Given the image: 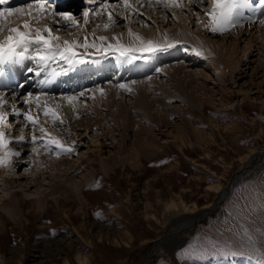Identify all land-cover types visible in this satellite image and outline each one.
Instances as JSON below:
<instances>
[{"label":"rangeland","instance_id":"374dc122","mask_svg":"<svg viewBox=\"0 0 264 264\" xmlns=\"http://www.w3.org/2000/svg\"><path fill=\"white\" fill-rule=\"evenodd\" d=\"M152 3L155 4L154 1L146 4L148 10L150 4L153 8ZM144 5L137 7L144 10ZM209 5L198 3L190 9L191 21L188 24L182 7H178L165 9V20L155 12L143 13L139 19L128 13V19L120 21L118 28L99 29L94 34L96 37H109L112 42L113 36H120L131 28L139 35L142 33L141 37L163 43L167 29L179 27L184 31L185 37L181 38L189 42L187 51L197 56L201 64H189L192 60L184 58L188 54L185 51L178 59L160 64L158 68L161 71L147 75L165 78L161 80L167 81L164 90L172 94L168 104L160 110L163 113L161 126L156 121L147 124L145 120H138L132 122L124 134L120 127L122 120L115 117L118 109L112 100L122 101L126 106L132 102V91L125 89H122L125 90L122 95L113 92L110 96L105 91L100 101L94 93L102 88L87 91L86 98L76 99L78 107L61 99L69 92H62V96L49 95L51 97L46 99L40 96V100L44 99L41 101L55 104L53 108L65 120L62 125L59 122L54 125L50 117H45L35 108V102L34 105L31 102L24 104L23 100L19 103L21 106L24 104V112L33 108L31 114L37 117L39 125L63 143L71 144L73 151L56 155L54 151L46 150L41 141L7 145V148L19 151L20 159L25 161L20 165L22 160L16 162L19 157L9 156L0 167V264H79L77 255L88 257V264H264V163L250 169L255 164V161L250 162L251 156L264 151V25L256 18L255 23L249 22L248 26L211 33L204 27L209 20L205 15ZM159 7L163 8L162 5ZM26 19L6 16L0 24L1 36L12 21L23 25ZM98 20L96 23L106 22ZM46 21L47 18L36 22L51 27L56 35L61 36L60 42L69 40L66 37L79 41H83L85 35L88 39L93 38L91 28L94 25L84 32L81 30L83 25L64 29L58 28L54 20ZM204 28L205 31L201 32ZM239 28L250 29L249 32L237 33ZM154 32L161 40L154 39ZM228 33L231 34L228 38V41L231 39V51H217L208 37L220 38ZM174 34L180 36V33ZM194 37L201 43L190 41ZM174 38L180 39L171 35V39ZM121 40L127 41V38ZM129 42L124 44L138 43ZM205 45L209 47V54L204 51ZM149 63L154 64L152 56L144 65ZM133 64L141 65L139 60ZM171 64L174 68L181 66L180 72L173 73L174 76L168 75L167 69ZM131 68L135 67L119 68V72L124 74ZM56 71L57 68L51 65L44 75L46 78L52 77L47 73L58 75ZM221 71H225L224 75ZM178 83L182 86L189 84L185 88V101L180 99L183 88L181 94L177 92ZM190 84L201 88L194 90ZM160 90L153 91V94L159 95ZM196 94H202L203 108L198 106ZM5 99L10 104L4 111L13 104L17 106L10 95L6 94ZM63 109L69 110L67 119H63ZM152 111H155L154 107ZM88 118L90 123L95 122L90 128L85 131L81 128L84 125H79V129L76 127L77 123L84 124ZM166 118L170 123L163 125ZM175 122L190 135L191 142L184 143L181 148L178 146L180 141L175 142L178 139L170 133ZM7 123L17 129L8 131V135L15 136L20 134L18 129L24 127L26 121L23 117H9ZM144 123L145 129L141 128ZM30 131V128H24L25 135H30ZM140 137L153 138L155 147H145L141 151L138 165L132 163L133 160H125L113 164L108 172L100 168L99 157L111 160L120 151L131 150L133 140ZM62 159L67 165L68 162L75 165L81 162V169L70 175H61L60 170L66 163L57 162ZM9 162L17 164L12 166ZM239 171H244V176L233 181ZM80 173L81 177H78ZM11 174L17 176L8 185L5 177ZM71 178L75 179L82 192L81 198L74 193L66 198L50 193L53 181L62 183L63 189L71 190ZM224 192L226 195L214 208L186 224L175 237L170 233L181 223V216L189 215L193 210L196 212L210 202L213 204ZM39 197L44 202L41 210L35 206ZM172 198L178 205L168 208L165 204ZM3 201H7L9 208L6 209ZM167 238L171 241L170 246ZM162 240L166 244L163 241L149 255L151 245ZM189 248H194L196 253L186 257L183 253Z\"/></svg>","mask_w":264,"mask_h":264},{"label":"snow or ice","instance_id":"6c2138e0","mask_svg":"<svg viewBox=\"0 0 264 264\" xmlns=\"http://www.w3.org/2000/svg\"><path fill=\"white\" fill-rule=\"evenodd\" d=\"M152 0H86L87 7H84L82 13L75 15L70 11H57L50 3V0H31L22 7H0V24L6 16L13 13H22L28 19L23 22V30L19 28H11L9 34L0 40V65L15 63L23 60H31L34 62V67L26 68L28 74H34L39 77L43 72L49 70L50 66L59 61H63L70 67L76 65H85L89 62L98 63L96 59H89L90 53L80 52L78 49L93 48L96 50V55L104 58L108 55H117V59L121 63H132L137 60H148L151 56L158 52L167 51L179 45L180 41L168 42L167 37L163 43L153 41L141 37L138 33L128 29V35L138 41L136 44L126 45L121 43L120 36H113L111 39L115 43L107 42L109 37L99 36L94 34L99 29L107 30L115 26L120 18V9L123 10V19H128V13L136 16H143L139 11L138 5L151 3ZM10 0H0V6L9 5ZM193 3H210L211 8L205 13L209 17L208 23L205 25L206 30L211 33H223L230 31L232 28L242 26L243 22H253L256 14L262 17L259 23L264 25V0H155L156 5H162L164 9L183 7L186 11L188 4ZM249 13L250 15H245ZM174 16L175 13H172ZM52 18L58 28H80L84 32L89 31L93 39L91 42L88 36L85 35L83 42L79 40H63L57 35H53L52 28L45 25L44 28H33L31 25L39 19ZM106 20L104 23H96V20ZM63 21V23H61ZM137 23H140L138 20ZM2 30V29H0ZM47 35H44V33ZM99 41V43L97 42ZM55 42V43H54ZM29 49H34L31 56L27 53ZM185 51L188 49L185 48ZM200 55V52L196 53ZM157 72L161 69L157 68ZM56 75V73H52ZM4 76V72L0 70V78ZM31 77L29 76L28 79ZM27 82V81H26ZM50 82V77L41 81L42 84L47 86ZM132 83H136L133 81ZM118 87L125 89L129 92L132 91L126 84H118ZM20 89L25 87L24 83L18 85ZM103 93V89H99ZM19 93H13L12 100H16ZM39 95L46 96V92H41ZM85 93L81 92L79 96H84ZM77 96L66 95L61 99L66 100L70 105L77 99ZM34 101L38 110L43 112L45 117H50L55 125L59 122L60 125L64 121L60 118L59 114L54 108L48 106L46 101H41L38 96L34 97L32 92H28L23 97L24 103ZM10 103L5 99V93L0 91V167L4 166L9 156L19 157L21 153L12 148H7L10 143L20 144L28 141L36 144L38 141L42 142V146L49 152H55L56 155L65 154L73 151L71 144H65L57 137L53 136L46 128L39 125L36 116L31 114V109L28 112H23L19 107L12 105V111L5 112L3 109ZM23 117L26 121L24 127L19 128V135L9 136L8 131H17L12 125L8 124L9 117ZM24 128H30V135L24 134ZM37 132L39 134H37ZM55 146V148H53ZM35 151V149H33ZM99 215V214H98ZM196 250L189 248L184 250L186 257L195 255Z\"/></svg>","mask_w":264,"mask_h":264},{"label":"bare ground","instance_id":"6f19581e","mask_svg":"<svg viewBox=\"0 0 264 264\" xmlns=\"http://www.w3.org/2000/svg\"><path fill=\"white\" fill-rule=\"evenodd\" d=\"M155 1V0H154ZM155 3V2H154ZM26 4V3H25ZM25 4H21L20 6H17V7H22L23 5H25ZM196 4H198V3H193V4H188L187 5V8L188 9H193V7L196 5ZM152 5H153V8H150L151 7V4L149 5L150 7H149V10H148V5H144V10L143 9H141V10H139L141 13H148V12H155L158 16H160L161 17V20H165L164 19V16H165V9H161V7H159V5L158 6H155V4H153L152 3ZM147 9V10H146ZM173 9V8H172ZM174 10V9H173ZM82 11H83V9H80V10H76V11H72V13L73 14H75V15H79L80 13H82ZM182 13H185L183 16H186L187 17V20H186V22H187V24L189 23V21H191V10L190 11H186L185 10V8H183L182 7ZM131 15H133V14H131ZM123 16H124V12H123V10H121L120 11V18L118 19V22H117V24L114 26V28H118V25H119V22L120 21H122L123 20ZM7 17H9V18H13V19H21V18H27L24 14H22V13H19V14H17V13H13V14H11V15H8ZM135 17V16H134ZM138 17V19H139V17H141V16H136V18ZM168 18V17H167ZM186 19V18H185ZM48 21H53V19L52 18H47V21L46 22H48ZM99 21V20H98ZM61 23H63V21H61ZM249 23V22H248ZM42 23H37V22H35V23H33L31 26L33 27V28H37V27H39V28H44V25H41ZM206 25V24H205ZM205 25H204V27H205ZM256 25V24H255ZM259 25V24H258ZM260 26V25H259ZM11 28H19L20 30H23V25H19L17 22H13L12 21V23H11V25H10V28L9 29H6L5 30V33H4V36H3V38H5L8 34H9V30L11 29ZM158 28H159V26H158ZM256 28H257V26H256ZM248 29H250V28H247L246 30H243V29H241V28H239V30H238V32L237 33H239V32H245V31H248L249 32V30ZM258 29V28H257ZM260 29V28H259ZM258 29V30H259ZM151 30V29H150ZM149 30V31H150ZM133 31V30H132ZM143 32H145L144 30H142ZM147 31V30H146ZM155 31H157V32H160V29H156ZM167 32V34H166V37H167V40L168 39H170V40H172L171 39V35H173V36H175V37H178V38H180V39H183V38H181V36H183V37H185V33H184V31L181 29V28H179V27H175V29L174 30H170V29H167L166 30ZM205 31V28L203 29V30H201V32H204ZM233 31V30H232ZM232 31H231V33H232ZM53 32V31H52ZM134 32V31H133ZM124 34H122V33H120L119 35H120V37H121V39H126L127 38V41L126 40H121L120 42L121 43H124V42H129V43H135V42H137L136 40H134V38L133 37H131V36H129L130 38H128V36H127V34H128V30H125L124 32H123ZM146 34H149V33H147V32H145ZM174 33H180V36H179V34H178V36L177 35H175ZM53 34L54 35H56V33H54L53 32ZM194 34H196V33H194ZM203 34V33H202ZM44 35H47V33L45 32L44 33ZM142 35V33L140 34V36ZM230 33H228V34H224V35H222L220 38L219 37H217V38H213L212 39V36H209L208 37V39L209 40H211L212 42H214V44H213V46H214V48H216V50L217 51H225V50H230V45H231V43H230V40L231 39H229V41H228V38L230 37ZM58 36V35H57ZM152 36L154 37V39H160L161 40V38H159V34H156L155 32H154V34L152 33ZM0 37H1V35H0ZM60 38H61V36H59ZM197 37V36H196ZM198 37H199V35H198ZM201 37V36H200ZM66 38H68L69 40H77V39H74V38H72V37H66ZM76 38V37H75ZM175 39V38H174ZM195 39V37L192 39V40H190V41H192V42H195L196 44L199 42V41H195L194 40ZM196 39H198V38H196ZM65 40H67V39H65ZM165 40V39H164ZM163 40V41H164ZM226 41H228V42H226ZM106 42H111V40H108V41H106ZM207 42V41H206ZM55 43V42H54ZM99 43V42H98ZM112 43H115V41H112ZM199 43H201V42H199ZM132 45V44H131ZM209 45V44H208ZM208 45H205L206 46V48H204V51L206 52V54L208 53L209 54V52H208V50H207V48H209L208 47ZM210 46H211V44H210ZM213 46H211V47H213ZM234 47L235 46H233L231 49H234ZM198 49V48H197ZM219 49V50H218ZM195 51H197L196 50V48H195ZM231 51V50H230ZM187 53L188 54H186V56L184 57L186 60H192V62L191 63H189V64H191V65H197V64H201V62H200V60L199 59H197V56L195 57V56H192V55H190V54H192V52L189 50V51H187ZM234 53V52H233ZM184 62H185V60H184ZM183 62V63H184ZM198 62V63H197ZM142 64V63H141ZM166 67V66H165ZM123 68H127V69H129L130 67L129 66H127V65H125V64H121L120 65V69H122L123 70ZM136 68V67H135ZM130 69V71H128V74L130 75V74H132V75H139L140 74V70L138 69V68H136V69ZM180 68H181V66L180 65H176V67L174 68V66H172V64H171V67H168V69H167V71H168V75L170 76V75H172V76H174V74L173 73H176V72H180ZM188 68V67H187ZM197 69H198V67H197ZM103 70H105V68L103 69ZM189 70H191V69H189ZM200 70H202V68H200ZM154 71H156V70H154ZM170 71H172V74H170L169 72ZM224 72L225 71H221V73H222V75H224ZM44 74H46V72H43ZM62 74L64 73V70L61 72ZM156 73V72H155ZM154 73V74H155ZM188 75V74H187ZM187 75H185L184 77H186ZM167 77V76H166ZM170 79L172 78V77H169ZM190 78V77H189ZM163 78H156L155 76L154 77H152V76H150V77H145V78H140V79H133V80H131V81H124L123 82V84H126L129 88H131L132 89V94H133V99H132V102L130 101V103H128V105L126 106L125 104H122L121 102L122 101H116V99L114 100H112V103H113V105H115L116 107H117V109H118V111H116V115H115V117H119L121 120H122V123H121V125H120V127H121V129H122V131L124 132V134H126L125 132L127 131V129H129V126H131L132 125V122H137L138 120H145L146 121V123L147 124H150V123H152L153 121V123H155V121L157 122V124H158V126H161L162 125V118H161V115L163 114V113H160L161 111V109H163L164 108V106L166 105V104H168L167 103V101L172 97V94H169V93H167V92H165V90H164V87H166L167 86V81H161ZM165 79V78H164ZM163 79V80H164ZM39 81V80H38ZM38 81H36V82H38ZM50 81H51V79H50ZM133 81H135L136 83H132ZM171 81V80H170ZM180 81H182V80H180ZM35 82V83H36ZM187 82V81H186ZM191 82V81H190ZM122 82H118V83H114V84H111V83H106V84H104V85H100V86H98V87H95V88H102V89H107V90H103V93H101V91L100 90H98L97 92H96V90H95V92H96V94L94 93V95L96 96V97H98L97 99L100 101V99H101V97L103 96V95H105V91L107 92V94H109L110 96L112 95V93L113 92H116L117 94H119V95H122L123 93H124V91L125 90H122V88H120V87H118L117 85L118 84H121ZM176 83V82H175ZM172 84V83H171ZM170 84V85H171ZM189 84L187 83V84H185V86H182V84L181 83H178V85H177V92L179 93V94H181L180 92L182 91V88H183V91L184 92H182V94H181V96H180V99H181V101H185V100H183V99H185V97H186V93H185V91H186V86H188ZM104 87V88H103ZM156 87V88H155ZM190 87L191 88H193L194 90H198V89H200L201 88V86H199V85H195V84H193V85H191L190 84ZM204 87V86H203ZM48 88H49V86H48ZM161 88V90L160 91H158L160 94L159 95H154L153 94V91L155 92V90H157V89H160ZM204 89V88H203ZM49 90H53V89H50L49 88ZM203 93V92H202ZM205 93V92H204ZM116 94V95H117ZM5 95H6V93H5ZM202 95V94H201ZM201 95H198V94H196L195 95V99H196V102H197V104H198V106H200L201 108H203L204 107V99L202 98V96ZM11 97H12V95H10ZM109 97V96H108ZM220 97H221V95H220ZM188 99V98H187ZM64 101V100H63ZM63 101H61V102H63ZM78 102H76V100H75V102L73 103L74 104V107L76 106V107H78V105L79 104H77ZM10 104V103H9ZM102 105V104H101ZM120 105V106H119ZM48 106L49 107H51L52 108V106L55 108V104H48ZM100 106V105H99ZM103 106V105H102ZM191 106V105H190ZM154 107V109H155V111H152V108ZM178 108V107H177ZM182 108H183V106H182ZM181 108V109H182ZM25 109V111H26V108H24ZM31 109V112L33 111V108H30ZM75 109V108H74ZM77 109V108H76ZM6 110V109H5ZM75 111V110H74ZM79 111V110H78ZM158 111V112H157ZM186 111V110H185ZM62 113L64 114V117H63V119H67V117L69 116V110H66L65 111V109H63V111H62ZM37 115V114H36ZM114 117V116H113ZM91 119L90 118H88V119H86L85 120V122H84V124H81L80 122L79 123H77V125H76V127L79 129V125H84V126H82L81 128L83 129V130H87V128H90L91 126H92V124H94L95 122H93V123H90L91 121H90ZM65 121V120H64ZM168 123H170V121H168V119L166 118L165 120H164V123H163V125H166V124H168ZM141 128H143V129H145V123H144V125H143V127H141ZM136 129H138V128H136ZM173 131H170V133L173 135V137H175L176 139H178V140H176L175 142H177V141H180V143L178 144V146L181 148L182 146H183V144L184 143H186V142H188V143H190L191 142V140H190V135H189V133L188 132H186V129H184L180 124H178L177 122H175V123H173ZM149 131H151L152 129L151 128H149L148 129ZM81 131V130H80ZM80 134V133H79ZM85 134V133H84ZM142 134V136H144L143 135V133H141ZM81 136L83 135V134H80ZM94 140V139H93ZM155 141H154V139L153 138H151V139H148V138H145V137H140V138H135L134 140H133V142H132V145H131V150H125L124 152H121L120 151V154L118 155V156H115V155H113L112 157H111V160H108V159H106V158H102V157H99V159H98V161L97 162H99V166H100V168L104 171V172H108V169L113 165V164H115L116 162H120V161H125V160H133V161H131L132 163H135V164H139V162H140V160H141V151L145 148V147H155ZM99 145L100 146H102V143L100 142L99 143ZM258 153V152H257ZM248 154V153H247ZM132 158V159H131ZM19 160H22V163L20 164V165H22L23 164V162L25 161V159H23V158H21L20 159V157L16 160V162L17 161H19ZM76 161L77 160H79V158L78 159H75ZM253 161H255V164L253 165V166H251V168L250 167H247V169L248 168H250L251 170H254V169H256V168H258L261 164H263L264 163V151H262V153L260 154H254L253 155V157L251 156V161L250 162H253ZM11 163V162H9L12 166H14V165H16L17 163ZM59 163H61V164H64V163H66V165H64V166H62V168H61V170L60 171H62V173H61V175H64V174H72L73 172H74V170H76L77 171V169H81V162H79V164H77V165H75V164H73V163H69L68 162V164L69 165H67V162H66V160H64V159H62L61 161H58L57 162V164H59ZM246 169V168H245ZM246 169V170H247ZM249 169V170H250ZM2 172V170H0V173ZM244 172V171H243ZM243 172L242 171H239V172H237L236 174H235V176L233 177V181H235V180H237V179H239V178H241V177H243L244 175H243ZM245 173H246V171H245ZM20 174V173H19ZM3 176V175H2ZM14 176H17V175H9V176H4L5 177V180H6V183L8 184V185H10L11 183H13L12 181H13V178H14ZM78 177H81V173H80V175L78 176ZM34 180L36 179V176L33 178ZM67 179V178H66ZM15 180V179H14ZM39 180V179H38ZM68 180H70L69 178H68ZM67 180V181H68ZM71 180H72V188H71V190L70 189H68V188H65V189H63L64 187L62 186V183H58V182H56V181H53L51 184H50V186H51V189H50V193L51 194H57V195H59L60 197H62V196H65V198H66V196H68L69 194H71V193H74V194H76V196H77V198H81V196H82V192L79 190V188L76 186V184L77 183H75L76 181H75V179L73 180V178H71ZM45 181V180H44ZM43 181V182H44ZM232 181V182H233ZM30 182V181H29ZM27 183V182H26ZM41 183V182H40ZM28 184V183H27ZM30 185V184H29ZM73 191V192H72ZM38 192V191H37ZM226 193L227 192H224V193H221V195H220V197L217 199V200H215L214 201V203L212 204V202H210L208 205H205V206H202V207H200L199 208V210L198 211H196V212H194V210L193 211H190L191 213H189V215H184V216H181V218L180 219H182L181 220V223L179 224L178 223V225L177 226H175V228H174V230H172L171 229V232L170 233H173V235H174V237L177 235V232L178 231H180L181 229H183L184 227H185V225L186 224H191L194 220H195V218H197V217H199L201 214H203V213H206L209 209H211V208H214L215 206H216V204L217 203H219V201L226 195ZM36 194V193H35ZM38 194H40V192L38 193ZM37 194V195H38ZM59 196H57V197H59ZM60 197L58 198V200L60 199ZM4 202V201H3ZM12 203H15L14 201H12ZM34 203V202H33ZM6 204H7V201L6 202H4V205L6 206ZM43 204H44V202H43V200L42 199H40V197L39 198H37L36 199V201H35V206L37 207V208H39L40 210H41V208L43 207ZM167 204V205H166ZM165 204V206H167L168 208L170 207V206H176V204H177V202H176V200H174L173 198L172 199H170V201L168 202V203H166ZM178 205V204H177ZM7 208H9V207H7L6 206V209ZM35 208V207H34ZM186 208V207H185ZM170 211V210H169ZM205 211V212H204ZM180 213V212H179ZM183 213V212H182ZM178 219V218H177ZM183 222V223H182ZM177 223V222H176ZM173 228V227H172ZM163 241L165 242V244H166V241H167V243H169V244H167V245H171L170 243H171V241L170 240H168V238L166 239V241L165 240H162L161 242L160 241H156V242H154L152 245H151V247L148 249L149 250V252H148V254L150 255V253H151V251L153 250V249H156L161 243L163 244ZM160 242V243H159ZM78 254V253H77ZM76 258V257H75ZM77 262L79 263V264H88V257H86V256H84V255H77Z\"/></svg>","mask_w":264,"mask_h":264}]
</instances>
